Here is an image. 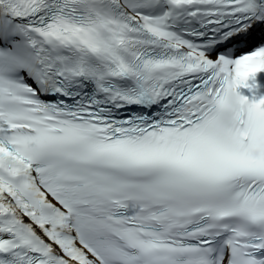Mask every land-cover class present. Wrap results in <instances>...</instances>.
I'll list each match as a JSON object with an SVG mask.
<instances>
[{
  "label": "snow or ice",
  "instance_id": "obj_1",
  "mask_svg": "<svg viewBox=\"0 0 264 264\" xmlns=\"http://www.w3.org/2000/svg\"><path fill=\"white\" fill-rule=\"evenodd\" d=\"M0 264H264V0H0Z\"/></svg>",
  "mask_w": 264,
  "mask_h": 264
}]
</instances>
